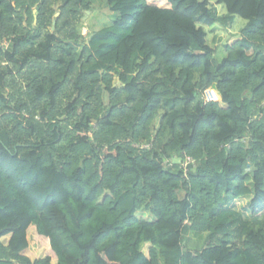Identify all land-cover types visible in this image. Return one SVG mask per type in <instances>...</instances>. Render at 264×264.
I'll return each mask as SVG.
<instances>
[{"label": "trees", "instance_id": "16d2710c", "mask_svg": "<svg viewBox=\"0 0 264 264\" xmlns=\"http://www.w3.org/2000/svg\"><path fill=\"white\" fill-rule=\"evenodd\" d=\"M168 1L107 0L128 32L78 51L91 0H0V264H264L228 207L264 218V0ZM237 15L219 62L203 25Z\"/></svg>", "mask_w": 264, "mask_h": 264}, {"label": "rangeland", "instance_id": "374dc122", "mask_svg": "<svg viewBox=\"0 0 264 264\" xmlns=\"http://www.w3.org/2000/svg\"><path fill=\"white\" fill-rule=\"evenodd\" d=\"M152 3L160 4V5H168L170 6V2L168 0H149ZM92 2V10L89 12H85V15L83 16V19H81V26H82V39L77 43L72 42L71 45H73L78 51H81L83 48V45L90 44L92 39L95 37H108L113 40L120 39L122 35H125L128 32V29H124L122 32L117 31L114 28V23L116 22V19L118 18V13L113 12L110 10L107 0H91ZM211 4L215 5L217 7L218 13L220 16L225 15L227 12V9L224 4H215L214 0H211ZM226 11V12H225ZM248 23V20L245 18H242L240 16H235V20L232 24H226L225 22L216 23L214 24L215 27L212 29V26L209 27V25H203L205 29H207V37H208V44L209 46L212 45L215 49L221 46H227L229 43L235 42L237 38L241 35L242 28ZM232 26V31L228 30V26ZM211 29V30H210ZM105 41V40H104ZM214 49V50H215ZM249 53L252 54L253 51L249 50ZM216 57V55H215ZM217 59V58H216ZM219 61V59H217ZM135 73H132L134 75ZM114 84L117 86H121V81L119 77H115ZM206 99H210L206 96ZM222 105L226 106L225 103L221 102ZM162 112L158 114L155 118V120L152 123V140L155 141L157 139L158 130L160 128V121L162 117ZM162 139L164 140V144H167L172 139V132L169 130L165 132V134L162 136ZM135 144V143H134ZM150 145V146H149ZM136 147L146 149L151 147V142H143L141 145L135 144ZM149 146V147H148ZM141 150V149H140ZM165 162L169 161V159L164 160ZM174 162H170L173 165L176 163L180 164L182 169L186 168L188 169L189 165L184 166L185 159L174 157ZM252 173V172H251ZM249 185L253 187V183L249 182ZM250 196L241 197L235 201H233L231 204H229V208L236 211L238 215H240V220H238L233 227L232 230V236L235 243L241 242V227L242 223L244 222H250V228L252 229H258L262 226H264V218H253L251 211H250ZM138 217L147 219V220H153L154 215L152 212L147 208H142L137 212ZM190 224V222H186ZM190 237H192L193 233L190 232ZM193 250H196V247L193 248ZM162 262V260H161Z\"/></svg>", "mask_w": 264, "mask_h": 264}, {"label": "crops", "instance_id": "0c3cea01", "mask_svg": "<svg viewBox=\"0 0 264 264\" xmlns=\"http://www.w3.org/2000/svg\"><path fill=\"white\" fill-rule=\"evenodd\" d=\"M226 12V11H225ZM227 13V12H226ZM225 13V14H226ZM210 27V26H209ZM215 27V25L212 27V29ZM232 26H228V30L232 31ZM207 30V29H206ZM211 30V29H210ZM208 32V31H207ZM241 39V35L237 38V40ZM206 40H208V37L206 38ZM236 40V41H237ZM235 41V42H236ZM208 43V41H207ZM234 42L232 43H229V44H233ZM209 45V44H208ZM212 48H214L212 45H210ZM215 49V48H214ZM215 55H216V58L219 59V62L222 61L224 58H226L228 56V52H227V49H226V46H221V47H218L217 49H215ZM252 197V196H251Z\"/></svg>", "mask_w": 264, "mask_h": 264}, {"label": "built area", "instance_id": "2783aa9c", "mask_svg": "<svg viewBox=\"0 0 264 264\" xmlns=\"http://www.w3.org/2000/svg\"><path fill=\"white\" fill-rule=\"evenodd\" d=\"M142 143H137V145H141ZM150 146V145H149ZM148 146V147H149ZM169 163V161H167ZM195 159L192 158L191 156H186L185 161H184V166L190 165V164H194L195 165ZM172 164V163H169ZM185 171H188V169L184 168Z\"/></svg>", "mask_w": 264, "mask_h": 264}, {"label": "water", "instance_id": "95a60500", "mask_svg": "<svg viewBox=\"0 0 264 264\" xmlns=\"http://www.w3.org/2000/svg\"><path fill=\"white\" fill-rule=\"evenodd\" d=\"M87 12H89V11H87ZM60 13L58 12L57 13V16L59 15ZM54 27H55V21H54V23H53V27H52V29H54Z\"/></svg>", "mask_w": 264, "mask_h": 264}]
</instances>
